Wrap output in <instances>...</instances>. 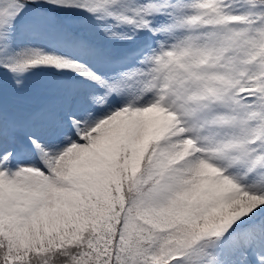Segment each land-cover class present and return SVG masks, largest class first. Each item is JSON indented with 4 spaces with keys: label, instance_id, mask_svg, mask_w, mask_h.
Listing matches in <instances>:
<instances>
[{
    "label": "snow or ice",
    "instance_id": "1",
    "mask_svg": "<svg viewBox=\"0 0 264 264\" xmlns=\"http://www.w3.org/2000/svg\"><path fill=\"white\" fill-rule=\"evenodd\" d=\"M0 264H264V0H0Z\"/></svg>",
    "mask_w": 264,
    "mask_h": 264
}]
</instances>
